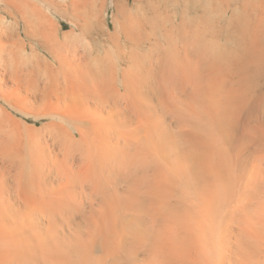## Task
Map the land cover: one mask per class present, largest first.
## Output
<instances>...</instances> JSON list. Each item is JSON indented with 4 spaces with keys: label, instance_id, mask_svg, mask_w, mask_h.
<instances>
[{
    "label": "rangeland",
    "instance_id": "374dc122",
    "mask_svg": "<svg viewBox=\"0 0 264 264\" xmlns=\"http://www.w3.org/2000/svg\"><path fill=\"white\" fill-rule=\"evenodd\" d=\"M61 1L64 7L62 11L65 13L61 11L60 14H55L52 10H46L45 15L51 20L52 29H56L63 37L70 31H74L72 30L74 22L72 13L77 0ZM72 1L75 6L69 4ZM96 1V10L100 7L99 2L104 5L100 12L102 13L100 21L95 22L96 24L94 23V26L87 29L85 33L83 29L74 31V35L80 38L78 52L83 54L84 49L87 50L88 47L96 45L92 57L102 58L104 49L114 50L113 43L104 42L105 47L103 43H97V38L102 30L112 33L115 25L130 35L126 41L125 51L130 54L135 49V55L143 56L144 60L135 58L136 60H131L132 64L121 63L122 68L125 70L130 68L131 76L134 78L128 79L131 81L136 79L138 82L143 79L142 82L146 81L147 86L139 89L140 87L132 86L133 81L131 83L127 80V85L134 88H131L132 90L129 88V99L125 98L126 101L114 97L111 90L112 95L106 97L105 104L95 101H88L82 105L78 103L76 95L81 89H77L68 77L66 79L64 75H56L55 71L48 70L50 67L43 65L48 62L47 55L43 51L35 50L33 43L26 39L28 34L26 29L31 34L34 29L25 25V19L21 18L20 13H12L10 16L4 12V7L0 8V54H2L0 56V240L20 238L22 241L17 246L10 244L11 241L8 247L0 245V264L14 262L16 264H160L162 263L161 255L167 256V254L168 257L178 254V260L173 259L178 264L182 259L189 261L190 258H193L190 261L197 260L198 263H203L202 256H205L198 246H201L200 240L202 239L203 242L205 238L207 242L204 241L202 243L204 246L201 248L210 249L208 244L205 247V243L209 241L211 244H217V246L214 245L216 248L220 245L221 250H226L224 252L222 250L221 253L215 249L213 254L212 249H210L212 252L207 250V255L210 252L214 255L213 258H216L213 259L216 263L210 259L208 263L218 264V260L223 258L219 264H227L228 258L235 254L236 239L241 238L240 235L245 234L253 225L254 229L252 228L251 231L257 232L264 219V212L259 211L260 206L256 205L258 199L251 203L243 196L246 194V188L258 185L260 190H264V97L261 95L264 88H260L252 97L245 99L240 96L241 94L231 93L228 85L223 87L218 67L210 65V62L205 60L203 63L207 66L202 69L200 65L202 61L196 51L193 48L188 51L182 44L180 58L182 59V55L186 54L188 65L185 64V59L183 61L179 59L178 74L173 71L170 75L167 72L163 73L167 70L163 69L164 65L172 70V66H166L169 61L166 62L164 59L165 50L167 49L168 53L171 52L168 39L171 37L170 24L174 17L172 6L166 4L167 6L163 7L164 4L159 0H125L128 12L130 11L125 19L117 13L118 8L115 5L117 0ZM1 6L2 3H0ZM78 6L81 9V5ZM31 16L34 18V13ZM149 19H152V24L156 25L155 30ZM94 21L97 20L94 19ZM79 24L82 26L83 22L80 21ZM50 27L47 26V29ZM151 28L156 33H153L154 36L150 37L149 41L143 43L140 33L150 32ZM25 32L26 35H24ZM139 36L140 41H138ZM210 38L209 34L207 40ZM64 40L62 41L64 45L60 49L49 46L53 50L51 51L57 53L58 58L60 60L62 58V62L65 61L72 67L79 62L85 64L84 59L82 58L83 61L80 59L81 55H76L74 52L73 36H68ZM21 42L27 45L26 51H20ZM151 46L158 47L153 57L149 56ZM49 47L46 50L48 52ZM32 48L34 52H31ZM32 53L39 55L42 63L32 58L29 70L31 71V64L40 66L42 70L45 67L46 70L41 73L40 78L35 77V74L34 76L28 74L27 71H20L21 55L26 54L30 57ZM44 60L47 61L44 62ZM139 60L143 61L144 65ZM88 62H92V59ZM197 63L200 69L196 68ZM188 73L193 77L190 79L197 89L194 93L186 82L189 78L186 77ZM190 79L189 82H192ZM94 84L88 85L93 88ZM199 84L201 86L203 84L206 90L200 91ZM127 100L130 101L127 102ZM129 103L136 105L137 111H132L127 106ZM143 104L151 105L154 108V115L146 114ZM220 104H222L221 107ZM196 109L205 111V115L201 116H205L202 118V122L206 121L205 127H199L197 122L201 120L197 121L194 116L197 113ZM78 113L91 121V124L95 121L100 124L107 123L104 126L111 128V136L107 143L99 142L101 147L98 146L97 150L100 152L93 163L91 162L93 165L83 164L79 153L75 155L69 149L70 142L78 136L74 134V138H70L68 131L71 133L73 128L69 123L74 121L71 118L69 122L66 119L64 121L62 117H74ZM115 113L118 116L114 117ZM113 117H123L126 120L123 125L125 127L121 124L116 125L118 127L112 125L110 119ZM191 132L200 133V137H204L207 142L217 146L216 151H212L205 158L206 160L200 162V168L214 170L228 167L225 173L217 172L219 177L215 179L217 181L214 180L215 185L213 181L205 182V172L202 171L196 172L193 182L177 183L174 180L175 146L181 142L186 144L191 137ZM137 142L143 144L142 147L149 148L146 155L149 154V150H153L144 171L146 178L150 180L149 187L136 189L139 191L135 196L136 201L129 202L124 201L130 195L127 191L137 177L139 179L142 176V170L141 167L138 169L130 158L125 165L126 158L122 154L127 149L124 144L130 145V154L135 153ZM120 144L123 147H120L122 146ZM218 153H223L222 156L226 157L221 158ZM96 158L99 161H96ZM152 158L158 160L159 168H154ZM28 168L34 171L31 179L23 175L24 170ZM122 168L128 173L122 172L124 171ZM128 175L129 177H126ZM152 176L156 177V184L151 193ZM209 185H213L210 190L206 189ZM205 190L206 199L209 196L206 201L207 206L210 204L208 209L206 206L200 207L196 196V194H204ZM116 193L125 196L123 201L117 199ZM210 194L213 195L210 196ZM250 203L253 208H246ZM200 220L205 222L201 223ZM246 222L252 225H246ZM21 224L23 225L20 227ZM204 224L207 232L206 227H203ZM243 225L248 228L245 230ZM201 226L204 230L198 228ZM69 238L70 241L72 240L71 244L67 243ZM73 238L80 240L77 249L78 242ZM189 239L192 241L190 242ZM210 246L213 247V245ZM193 247L202 255L200 256ZM191 253L192 256H190ZM211 255L208 256L211 257Z\"/></svg>",
    "mask_w": 264,
    "mask_h": 264
},
{
    "label": "bare ground",
    "instance_id": "6f19581e",
    "mask_svg": "<svg viewBox=\"0 0 264 264\" xmlns=\"http://www.w3.org/2000/svg\"><path fill=\"white\" fill-rule=\"evenodd\" d=\"M155 1H157V0H155ZM159 1H161L162 4H164L163 7L166 4L172 6V8H173L172 14L174 16L173 21H171L172 23L170 24V26H171L170 28H172V29H170V30H172L171 31L172 32L171 37H170L171 39L170 38L168 39V41H170L169 42L170 43L169 51H171V52L168 53V50L166 49L165 50L166 54H164V59H166V62L169 61L168 65H166V66H169V67L172 66V70H169L168 68L164 67L165 65L164 66L162 65L163 69L164 68L167 69V70H164L163 73L167 72L170 75L171 71H173L175 74H178V70H179L178 61H179V59H181L180 58V56H181L180 45L182 44L185 49H188V51H189V49L193 48L196 51L197 55H199V58L201 59L200 61H202L201 63H203V62H205V60H207L210 62V65L218 67V69L220 70V74L222 76V85H223V87L228 85L231 93L236 94V95L241 94L240 96H242V98L245 99L246 97L247 98L252 97L254 95V93H256V91L259 90L260 88H262V89L264 88V0H159ZM61 2H62L61 0H0V3H2V6L0 8L4 7V12L6 14H9L10 16H12V13H15V14L20 13L22 16L21 18L25 19V22H26L25 25H28L29 27L31 26V29H34V31L31 34V33H29V30L25 28L26 32L28 33L27 35H26V32L24 33V35H26V39H29L31 41V43H33V47L35 50L43 51V53H45V55H47L48 62L43 64V65L44 66L47 65L48 67H50L49 69L47 68L48 70H51L52 72L55 71L57 73V74L55 73L56 75L62 74L66 77V79L68 77V80L71 83H73V85H75L77 87V89L78 88L81 89V91L79 90L80 93L78 95H76V98L78 99V103H80L81 105H82V103H85L88 101H95L97 103H99V102L102 103L106 100V97H109L112 95L111 90L114 93V97H116L118 99L120 98L122 100H124L125 98L129 99L128 95H129L130 86H129V84L127 85V80H129V82H130L131 79L134 78V76H131L130 68L126 67L127 69L125 70L124 68H122L123 65L121 63H125V64L127 63L128 64L130 62V64H132L131 60L133 61L136 59L138 60V58L139 59L143 58V56L140 57L138 55H135V51H134L135 49H133L132 52H130V54L127 51H125V49H127L126 48V41L128 40L130 35L127 32H125L124 30L118 28L117 25H115L113 28L114 31L112 33L109 32L110 33L109 34L106 31L102 30L99 38H97L98 39L97 43L101 42V43H103L104 46H105L104 42L113 43L114 45H112V46H114L115 49L112 46H110V47H112L114 50L107 48V49H104V52H102V53H104V56L102 58H97L96 56L92 57V55L95 52V47H96V45H95L93 47H88L87 50L84 49L83 54H79L78 44H80V38L78 36L74 35V31L77 29H80V30L83 29L84 33H85L87 29L94 26L95 22L100 21V17L102 16V15L100 16V14H102L100 12H102L101 10L103 9L104 5L102 4V2H99L98 5L100 7H99V9L96 10V8H95L97 5L96 0H77L76 4L73 1H72V3H69V4L74 3L76 5L75 6L73 4L75 7H74V13H72V14H74V15H72V17H74V22L72 21L73 22L72 30H74V31H70V33H68L67 35H64L62 37V36H60V33L58 31H56V29H52V26H53L52 22L47 17V15H45L46 10H52L55 14H60L61 11L64 9ZM116 2H117V4H115V5H117L116 8H118V9H116L117 13L121 14L126 19V16H128V13L130 12V11L128 12L129 9L127 8V2L125 0H117ZM78 5H81V9H79L80 6H78ZM151 5H153V4H151ZM65 6L69 7V5H65ZM62 7H63V9H62ZM65 9H66V7H65ZM63 12L65 13V11H62V13ZM30 13L31 14L34 13V18L31 16ZM70 17L71 16H69V18ZM94 19H96L97 21H94ZM149 20L152 21V19H149ZM80 21L83 22L82 26H80V24H79ZM152 23H153V21L150 24L153 25L152 27L154 28L156 25H154ZM151 25H150V27H151ZM41 26H43V27H41ZM47 26L48 27L51 26L50 29L49 28L47 29ZM153 28L149 29L150 32L147 31V33H144L145 32L144 31L143 33H140V34H142L141 36H142V39L144 40L143 43L147 40L149 41L150 37L154 36L153 33H156L154 31L156 28H154V30H153ZM149 33H150V35H149ZM209 34H210L211 38L209 40H207V36ZM68 36H73L74 41H75L73 43L74 52L76 55L77 54L79 56L81 55L80 59L82 60V58H83L84 61L83 60L82 61L85 62V64H82L81 62H79L76 65H74V67H72L71 64L66 63L65 61L62 62V58L60 60L58 58V55H56L57 53L52 52L53 50L50 47H52V48L56 47L57 49H60V47L64 45L62 41L65 38H67ZM154 38H156V37H154ZM140 39H141V37L139 36L138 41H140ZM64 42H65V40H64ZM152 43H153V41H152ZM65 44H66V42H65ZM75 46H77V48ZM48 47L50 48L49 52L46 51V50H48ZM155 47L154 46L150 47V53H149L150 57H153V54H156L158 47L157 48H155ZM64 48H66V47H64ZM26 49H27V45H24V43L21 42L20 51H26ZM139 51H141V50H139ZM143 51L141 53H143ZM31 52H34L33 48H32ZM0 56H2V54H0ZM187 57L188 56L186 54H184V55H182V59H181L182 61L185 59L186 65H188ZM32 58L33 59L36 58L37 61L41 60L39 55H36L34 53H32L30 55V57H28V55H26V54H22L21 58H20L22 60H20V64H19L20 67H22V68H21V70L20 69L19 70L21 72L27 71L28 74H32L33 76L35 74V77L40 78L42 76L41 73L46 72L45 67L42 70V69H40V66H36V65L32 66V64H31V71H30L29 65H30V62L32 63V61H31ZM90 59H92V62H88ZM47 60H44V62H46ZM142 60H144V59H142ZM37 61H35V62L37 63ZM139 61L141 63L143 62L141 60H139ZM40 62L42 63V61H40ZM201 63H200V65L202 66V69H204L207 66V64H204V63L201 64ZM197 65H198V63H197ZM197 65H196V68L200 69V67H199L200 65H198V66ZM131 67H132V70L135 71L133 66H131ZM199 69H197L198 72H199ZM47 73H49V71ZM147 73H149V72H147ZM166 77H167V75H166ZM186 77H189V78H187L186 82L191 86L190 88L192 89V93L196 92L197 89L194 85V82L192 81V79H190L193 77L189 73L186 75ZM128 78H131V79H128ZM189 79L192 82H189ZM142 80H140V82H138V80H136V79H134V81L132 80L133 81V83L131 81V83L133 84L132 86L135 85L138 88L140 87L139 89H141L145 85L147 86L146 81L142 82ZM90 83H92V84L95 83L94 84L95 87H93V88L89 87L90 85H88V84H90ZM185 85H187V84H185ZM199 85L201 87L200 91L206 90V89H204L203 84H202V86H201V84H199ZM200 91H198V92H200ZM201 94H199V96ZM261 95L264 97V91L261 92ZM263 97H261V98H263ZM99 99H102V101H99ZM130 100H132V99H130ZM130 100H127V102ZM124 101H126V100H124ZM105 102L103 104H105ZM221 105L222 104H220V107H221ZM127 106H129L130 109H132V111L133 110L137 111V109L135 108L136 105H133V103L132 104L129 103ZM191 107H190V110L192 111ZM233 108H234V106H233ZM143 109H145L144 112H146V114L147 113H150V114L154 113V108H152L151 105L146 106V104H145ZM196 111H197V109H196ZM204 112L197 111V113H195L196 115L194 114V116H196L197 121L201 120L200 122H197L199 124L200 128L206 126V124H204L206 121L202 122V118H204L205 116L201 117L204 114ZM117 113H115L113 116L114 117L118 116V115H116ZM109 115H111V114H109ZM221 116H223V115H221ZM114 117L112 119H110V120H112V125L116 126V125L121 124L123 126L124 123L126 122V120H124L123 117H122L123 119L119 118V117H116V118H114ZM70 118L73 119L74 123H69L73 129H72L71 133H69V131H68V135L70 134V138L73 139L74 138L73 135L77 134L78 138L75 140L73 139L70 142L69 149L75 155H76V153H79V155L82 157L81 160H82L83 164L87 163V165H89L88 163H91V162L93 163L96 155L98 154V152H100L97 150L98 146L101 147L99 145V142L100 143L106 142L109 139V137L111 136L110 135L111 128H109L110 126H108V127L104 126V125H107V123L106 124H102V123L100 124V123L95 121V122H92V124H91V121L85 119V117H82V115H80L79 113L76 114V116H74V117H67V116L62 117V119L64 121H66V120L68 121V120H70ZM89 122H90V124H89ZM151 123H152V121H151ZM154 125H155V123H154ZM194 125H196V124H194ZM155 126H157V125H155ZM116 127H118V126H116ZM123 127H125V126H123ZM124 129H126V128H124ZM129 132H130V130H129ZM192 132L190 134L191 137L189 138V140L187 139L188 141L186 142V144L183 143L184 144L183 145V144H181L182 143L181 142L180 144H177L175 146V152H174L175 153L174 154L175 155V158H174L175 159L174 160L175 167L173 169V171H174L173 173H174V177H175L174 180H176L177 183H182L184 181L186 183H188L189 181L193 182V180L195 181L196 172L202 171V172H205V174H204V178H206L205 182H207V181H209V182L213 181L214 182V180L217 177H219V175H217V172L219 173V171H221V172L225 173L226 169L228 167H221V168H217V169L215 168L214 170H209L206 167L205 168L203 167V169L200 168L199 167L200 162L202 160H204L208 156V154H210L212 151H214V150L216 151L217 146L210 144L209 141L207 142V140H205L204 137H200L199 136L200 133L198 134V133H192ZM153 135H154V133H153ZM154 136H156V135H154ZM244 136H245V134H244ZM129 139L130 138H128V140ZM155 139H156V137H155ZM111 140H112V138H111ZM179 142H180V140H179ZM120 145H122V144H120ZM124 145L127 147V149L125 150L126 151L125 153L122 151L124 153L122 155H124L126 158L125 165H126L127 159L130 158L132 160V162H134V165L136 164L137 168L141 167V170H142V176L139 179L137 177L138 180L136 179V181L133 180L134 183L131 184V186L129 187V189L127 191L130 193V195L128 194L129 196H127V199L124 200V201L134 202V201H136L135 196L138 195V192H139V191H136V189L139 187H141V188L149 187L148 184H149L150 179L146 178L144 171L148 166L149 158L152 157V155H150V153L153 150H149L150 152H149V154H147L148 155L147 156L146 151L148 152L149 148H147V147L144 148V147H142L143 144L138 143V145H135L136 146L135 153L130 154V152H129L130 145L129 144H124ZM120 147H123V145ZM120 151L121 150H119V152ZM218 154H219V157H221V158L226 157L225 155H224L225 157L222 156L223 153L222 154L218 153ZM96 161H99V160L97 159ZM92 163H91V165H93ZM152 163H154L153 164L154 168H157V167L159 168V166H157L158 160H156L155 158H152ZM122 164H124L123 161H122ZM223 165H225V164H222V166ZM112 169H113V167H112ZM212 171H214V172H212ZM33 172L34 171H32V169L28 168V169L24 170L23 175H24V177L31 179L34 176ZM122 172L126 173L127 171L124 170ZM137 173H139V172H137ZM205 175L206 176L208 175V177H205ZM126 177H129V175ZM154 178H155V182H154ZM220 178H221V176H220ZM215 181H217V180H215ZM151 184H153L150 186V191L152 193L154 191L153 190L154 184H156V177L152 176ZM215 184H216V182H214L213 185H215ZM228 184L229 183H227V185ZM256 184H257V182H256ZM205 185H207V183H205ZM213 185H209V187L206 186V189L208 188L210 190L211 189L210 187H212ZM177 186H178V184H177ZM253 186H255V185H253ZM224 187H225V185H224ZM246 189H247L246 194L243 195L244 199L250 200L251 203L253 200L258 199V204H256V205L260 206L259 211L264 212V196H262V195H264V190L263 189L260 190L258 185L256 187H252V188L250 187V188H246ZM116 195H117V193H116ZM198 195L199 194H196L197 201H198L200 207L205 208V206H206V208L207 207L210 208L209 207L210 204H209V206L206 205L207 204L206 201L209 198V196H208V198L206 199V197H207L206 196L207 195L206 190L204 191V194L201 193L199 196ZM211 195H213V194H210V196ZM124 197L125 196L117 195V199L120 201H123ZM261 197H263V198H261ZM244 199H242V200H244ZM251 203L248 206H246V208H248V207L253 208V206H250ZM187 206H189V205H187ZM243 208H245V206H243ZM206 212H208V211H206ZM199 213L200 212H198V214ZM190 214H192V213H190ZM204 215H206V214H204ZM257 215H259V214H257ZM207 216H208V214H207ZM49 217H50V215H49ZM202 220H200V222ZM244 221H245V219H244ZM252 221H250V223H252ZM200 222H199V225H201ZM204 222H201V223H204ZM241 223H243V222H241ZM245 224L248 225L249 223L246 222ZM252 224H254V223H252ZM252 224H249V226ZM22 225L23 224H21L19 226L21 227ZM204 226H205V224L203 225V227ZM253 226L251 228L250 227L248 228L247 226L245 228V225L242 226L245 228V230L247 228L249 230L247 229V232L245 231L246 232L245 234H241L240 235L241 238L236 239L237 245L235 244L236 245L235 246L236 248L234 250L235 254L232 257L230 254V252H231V250H230V252L228 254H230L229 256H231L232 259L228 258V260H227L228 263H230V264H264V219L262 220V224L260 223V225H259L260 227L258 230H256L258 228L256 226L257 228H255V230L257 232L253 233L251 231L254 229ZM208 227H210V226H208ZM198 228H202V226L198 227ZM188 229L190 230V228H188ZM242 230H243V228H242ZM184 231H185V228H184ZM205 231L206 232L208 231L207 227H206ZM249 231L252 233H250ZM186 232H188V231H186ZM198 232H199V230H198ZM204 233L205 232H203V234ZM242 233H244V230ZM194 234H195V232H194ZM204 236H206V234ZM24 239L27 240V238H24ZM36 239L40 240L41 238H36ZM50 239L52 240V238H50ZM73 239H75V241L78 242V244L76 246V249H77L80 240L78 238H73ZM205 239H207V238H205ZM205 239H203V240L206 241ZM196 240H199V239H196ZM201 240H200L201 246H198L200 248L202 246H204V245H202V243H204V241L202 242ZM20 241H21L20 238H6L4 240H2V239L0 240V245H2V246L6 245L8 247V243L10 242V244L13 243L14 246H17V245H20L19 244ZM71 241L69 238L67 243L69 242V244H71L72 243ZM189 241H190V239H189ZM212 242H214V241H212ZM195 243H198V242H195ZM40 244H42V243H40ZM191 244H193V243H191ZM207 244H208V248L211 247L210 249L213 250V252H212L210 249H207L208 251H211L212 254L215 253V251H214L215 249L216 250L218 249V251H220V252L222 250H223V252L226 251L225 249L221 250L220 245L216 248L215 246H217V244L216 245L211 244V242L209 243V241H208V243H205V247L207 246ZM209 244L213 245V247L210 246ZM11 246H13V245H11ZM173 246H174V244H173ZM198 247L196 246V248H198ZM227 247H229V246H227ZM227 247H226V249H227ZM196 248H194V250H197ZM200 248H199V250L205 256V257L202 256L205 264L210 263L209 259H210V261L214 262L213 259H216V258H213L214 255H211L210 252L208 253V255H211V257H212V260H211V257L207 255V250H205L206 248H201L204 251H202ZM223 248H225V247L223 246ZM170 251H172V250H170ZM188 252H190V251H188ZM197 252H198V250H197ZM198 253L200 256L202 255V254H200V252H198ZM177 255L174 257H172L173 255L168 257V254H167V256L161 255L162 261L161 260L160 261L162 263H160V261H159V263L160 264H178L177 261L173 260V259L177 258ZM190 256H192V253L190 254ZM190 256L188 258H190ZM218 256L220 257L221 255H218ZM181 258H182V256H181ZM191 259H193V258H190V260ZM201 259H200V261H202ZM222 259L223 258H221V260ZM18 260H20V258ZM176 260H178V258ZM182 260L180 261L179 264H181V263L182 264H203L204 263V262L198 263L197 260H195V261H190V260L187 261V259L186 260L182 259ZM221 260H218L219 263ZM214 263H216V262H214ZM214 263H211V264H214ZM13 264H16V263L14 262Z\"/></svg>",
    "mask_w": 264,
    "mask_h": 264
}]
</instances>
